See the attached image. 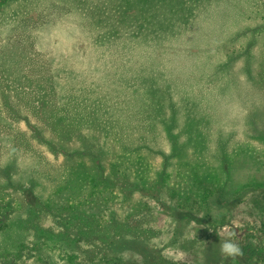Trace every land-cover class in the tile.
<instances>
[{
	"label": "rangeland",
	"instance_id": "374dc122",
	"mask_svg": "<svg viewBox=\"0 0 264 264\" xmlns=\"http://www.w3.org/2000/svg\"><path fill=\"white\" fill-rule=\"evenodd\" d=\"M45 1L0 0V264H264V0H153L155 16L132 22L139 137L118 83L97 77L141 0H108L97 40L80 15L40 26ZM11 43L23 77L5 71ZM38 73L56 99L34 93ZM136 155L151 168L142 190L111 169Z\"/></svg>",
	"mask_w": 264,
	"mask_h": 264
},
{
	"label": "trees",
	"instance_id": "16d2710c",
	"mask_svg": "<svg viewBox=\"0 0 264 264\" xmlns=\"http://www.w3.org/2000/svg\"><path fill=\"white\" fill-rule=\"evenodd\" d=\"M38 5L39 6L36 9V17L33 19H35L36 23H39L40 26L47 24V18H45V16L52 17V16L58 15L59 17L63 19L68 18L70 20H72V16H74V18L79 20V15H80L84 19L85 22L91 18V23L90 25L87 24V27L89 28L86 29V31L87 33L93 35V37L96 40L99 39L101 35L106 34L111 28V26L108 25V23L110 22L108 18L111 17L108 0H48L45 2L38 3ZM152 5H153V0H141L140 6H139L140 7L139 14L136 17H134V19L130 22V25H127L126 27H124L125 29L123 28V26H117V24L115 23L116 24L115 31L110 30L109 38L112 41L108 43V45L112 47L111 49L112 54H111V57L106 58V60L108 61L107 63H104L105 66L102 65L103 69H102L101 75L97 77V79L101 78L102 80H104V78L105 80L109 78L112 84L114 82L118 83V85L114 84L117 88L115 87V89H112V91L114 92L112 93V99L117 103V105L115 104L114 106L117 107V112L118 110H120L119 117L123 120V122L124 123L127 122L134 127L135 135H137V137H139L140 135V133L138 132L140 131L139 128L142 127V124L146 121V110L144 106L141 104V102L138 100V98L130 96V93H132L133 91H136L137 89H141L143 86L142 83L140 82V79H142V75L140 72L141 68L139 66V62H137L134 58H128V59L122 58V56L125 55L123 42L126 39L131 40L133 38L131 36L132 33L130 31L131 26L135 24V22L132 23L133 21L140 20L139 19L140 16H141L140 18L142 17L144 18V16L142 15L148 12H150L151 14L153 13V17L155 16L156 9L152 8ZM147 9L149 11H147ZM100 22H102L103 24L107 23V29L106 27L98 28L97 25L100 24ZM5 26H8V25H5ZM139 26L142 27L143 24H139ZM120 29H123L121 33L118 32ZM131 29L133 30V28ZM189 30L190 29H188L187 32ZM192 38H196V37L193 36ZM8 49H9V53L6 55H7V58H9L10 64L5 65V71L8 74H11L13 76L16 75L19 77H23V75H21L22 72H20V74L16 73L20 69L10 68L11 65H16L17 62H19L20 60L18 57L19 50H18L17 45L15 46L13 43H11V47H9ZM133 50L138 51L139 53V51H143V48L136 46ZM1 64L3 65L2 62ZM100 69H101V65L100 64L96 65V70H100ZM125 79H129L128 86L130 84V87L125 88L124 92L126 93V95L121 96L118 90L124 87V85L121 83ZM30 82L33 83V86L35 89L34 93L36 92L43 99L51 100L53 99V97L56 99V92L53 89L51 80H49V82L47 83V77L42 75V73L36 74L33 78H31ZM129 97H131L130 101L128 102L124 101L125 98H129ZM179 98H181L180 93L177 94L176 99H174L177 112H181L178 107V102H177L179 101L178 100ZM158 108L159 109L161 108L159 104H158ZM196 111L198 112V110L195 108V112ZM126 118L129 120L126 121ZM167 119L168 117H166L164 113L162 116L161 123L162 124L166 123ZM169 120H171V117ZM171 124L173 123L170 122L169 126L163 125L164 130L167 129L168 131V129H170ZM195 124H197V120L195 121ZM198 124H199L198 129H200L199 127L201 126V122L199 121ZM177 140H178L177 137H174V141L177 142ZM115 157L116 158L118 157V153L116 152H115ZM134 158H135L134 160L136 161L133 160L130 163L127 162L125 164L124 159L121 160L122 158L119 157L118 160L115 159V161H112L113 163H112L111 169H112L113 174L119 173V176L121 179L130 181L132 187L142 190L143 185H141V182L151 180L149 179L147 175L148 174L147 170L151 168H147V166L149 165L145 166L148 160L147 162L145 161L146 163L145 162L143 163L141 161L140 155L138 156L136 155ZM83 169L84 171H86L88 170V167L84 165ZM98 173L99 174H97V172L95 173L97 175V180L95 181V183L98 185L100 184L102 185L103 183L102 181L104 179H99L102 177V175L99 171ZM158 177L160 176L157 173L156 178L159 179ZM209 180L211 182H217L216 179L209 178ZM100 191L101 190H97L95 191V193H98ZM80 192H81V188H80ZM189 192L190 194H196L198 192V187H196L195 185H191L189 188ZM186 196H187V200L191 199V195L189 196L185 194V197ZM99 197H103L102 194H100ZM185 197H184V200H185ZM82 200L83 199H79V207H81L82 205ZM8 227L9 225L5 227L4 229H7ZM72 264H75V263H72Z\"/></svg>",
	"mask_w": 264,
	"mask_h": 264
},
{
	"label": "clouds",
	"instance_id": "9594fccd",
	"mask_svg": "<svg viewBox=\"0 0 264 264\" xmlns=\"http://www.w3.org/2000/svg\"><path fill=\"white\" fill-rule=\"evenodd\" d=\"M225 250L228 251L230 254L233 253V252H238L239 251V249L236 248L235 246H228Z\"/></svg>",
	"mask_w": 264,
	"mask_h": 264
}]
</instances>
